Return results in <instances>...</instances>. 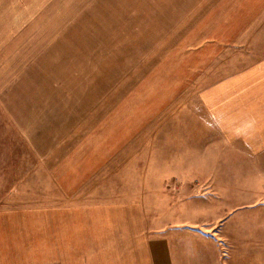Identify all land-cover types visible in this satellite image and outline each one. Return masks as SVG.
Instances as JSON below:
<instances>
[{
	"label": "crops",
	"instance_id": "obj_1",
	"mask_svg": "<svg viewBox=\"0 0 264 264\" xmlns=\"http://www.w3.org/2000/svg\"><path fill=\"white\" fill-rule=\"evenodd\" d=\"M197 3L196 19L157 42L145 72L51 166L44 198L75 203L0 208L3 248L37 264H264L251 241L209 232L236 231L228 154L237 141L254 150L253 137L264 151V0ZM116 152L119 196L107 200Z\"/></svg>",
	"mask_w": 264,
	"mask_h": 264
},
{
	"label": "rangeland",
	"instance_id": "obj_2",
	"mask_svg": "<svg viewBox=\"0 0 264 264\" xmlns=\"http://www.w3.org/2000/svg\"><path fill=\"white\" fill-rule=\"evenodd\" d=\"M199 8L197 0H0V208L75 203L44 198L56 188L51 166L145 72L157 42L178 35ZM257 139L252 151L237 141L227 156L236 231L209 232L225 243L251 241L263 253L264 151ZM113 162L117 171L109 170L110 186L100 193L107 200L119 196V153ZM34 260L0 243V264Z\"/></svg>",
	"mask_w": 264,
	"mask_h": 264
}]
</instances>
